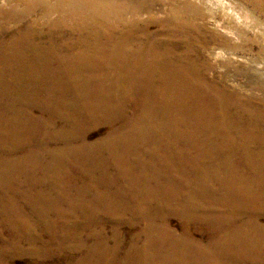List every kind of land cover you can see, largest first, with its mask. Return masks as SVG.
<instances>
[{
	"label": "bare ground",
	"instance_id": "6f19581e",
	"mask_svg": "<svg viewBox=\"0 0 264 264\" xmlns=\"http://www.w3.org/2000/svg\"><path fill=\"white\" fill-rule=\"evenodd\" d=\"M62 16L10 30L0 6V264H264V48L238 70L249 90L199 52L262 34L264 0Z\"/></svg>",
	"mask_w": 264,
	"mask_h": 264
},
{
	"label": "rangeland",
	"instance_id": "374dc122",
	"mask_svg": "<svg viewBox=\"0 0 264 264\" xmlns=\"http://www.w3.org/2000/svg\"><path fill=\"white\" fill-rule=\"evenodd\" d=\"M83 1L84 0H0V6L5 9H11L12 18L10 22H8L10 30L17 28L22 22L31 23L34 28L45 31L47 28V23L50 20H56L60 17H63L62 14H67L70 7L74 5H82ZM57 4L61 6V11H53L50 13L47 12L48 8ZM220 19L222 18L220 17ZM68 22L71 21L68 20ZM206 25L208 32L205 33V38L209 39L211 34L210 31H213L214 27L209 23H207ZM247 34V38H243L242 41H237V43L241 42V48L239 50L227 48L222 44V37L218 36L217 39H214V42H211L209 44V48L200 49L199 51L200 60L201 58L207 59L211 63L213 68L216 69V71L221 74H227L230 83H233L236 86H240L244 89H248L250 84L247 81V78L240 72H238V70L247 65V61L249 58L258 56L257 46L263 45L264 48V29L262 31V34H259L257 36L252 31H249ZM227 38L232 42H236L233 36L229 35ZM216 47H219V49ZM216 50L224 51V56H216ZM107 129L108 124L104 121H98L91 124L89 127H87V140L95 141L99 137H102L106 133ZM262 221L264 222L263 219ZM179 224V219L175 217L171 218L170 226L172 227V229L177 231ZM204 235H206V232H204ZM204 235L194 234V237L199 238ZM26 246L24 245L23 247ZM13 259V264H41L39 261H35L32 258H29V254L26 253H24L23 255L15 254L13 256Z\"/></svg>",
	"mask_w": 264,
	"mask_h": 264
}]
</instances>
